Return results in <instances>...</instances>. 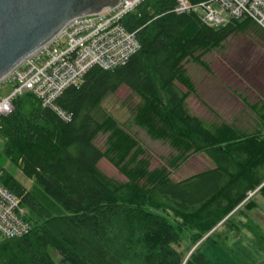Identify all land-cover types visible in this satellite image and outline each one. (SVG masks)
<instances>
[{"label": "trees", "instance_id": "trees-1", "mask_svg": "<svg viewBox=\"0 0 264 264\" xmlns=\"http://www.w3.org/2000/svg\"><path fill=\"white\" fill-rule=\"evenodd\" d=\"M174 9L171 0H147L124 19L141 49L113 70L91 69L63 92L56 106L70 122L30 93L1 118L2 153L33 185L26 189L0 166L2 184L21 199L32 224L24 237L0 238V264H213L200 247L188 258L180 252L182 235L191 234L189 252L238 208H254L250 193L264 197V104L250 107L259 117L255 129L206 124L186 109L196 88L182 69L238 34L264 39V30L248 19L213 28L198 14ZM123 86L142 101L136 124L177 151L171 169L197 154L215 168L178 182L166 168L151 171L139 159L142 147L102 108ZM101 133L108 134L105 151L95 145ZM104 158L126 183L99 170Z\"/></svg>", "mask_w": 264, "mask_h": 264}, {"label": "rangeland", "instance_id": "rangeland-1", "mask_svg": "<svg viewBox=\"0 0 264 264\" xmlns=\"http://www.w3.org/2000/svg\"><path fill=\"white\" fill-rule=\"evenodd\" d=\"M222 18L224 22L220 27L230 21L226 13ZM182 69L196 88V93L191 94L186 101V109L192 116L202 119L206 124L226 122L239 129H255L259 117L250 107L258 105L260 108L264 104V39L254 32L238 34L205 55L201 63L192 59L184 61ZM180 87L186 91L185 87ZM141 103L140 97L123 86L102 102V108L142 147L144 154L139 159L147 160L151 171L166 168L171 179L178 182L215 168L206 155L197 154L190 156L177 170L171 169L168 163L178 155L177 151L168 142L150 138L134 120ZM107 140L108 134L101 133L95 145L105 151ZM3 146L4 142L0 138V166L23 187L31 189L33 181L4 157ZM98 168L109 178L127 182L126 176L106 158L101 160ZM248 199H252L254 208H238L227 223L219 224L195 243L189 252L191 234L185 232L176 248L186 253L188 258L200 247L213 264H264V239L256 232L264 235V222L259 215L253 218L249 216L250 212L258 208L260 214H264V197L256 191ZM214 240L227 244L204 248L207 242Z\"/></svg>", "mask_w": 264, "mask_h": 264}, {"label": "built area", "instance_id": "built-area-1", "mask_svg": "<svg viewBox=\"0 0 264 264\" xmlns=\"http://www.w3.org/2000/svg\"><path fill=\"white\" fill-rule=\"evenodd\" d=\"M146 1L119 0L109 10L78 15L61 25L0 78V120L13 113L15 100L30 93L43 108L70 122L71 115L58 108L56 101L69 87H78L91 69L113 70L141 49L136 33L128 31L123 21ZM171 1L177 14H198L213 28L223 24L226 13L230 21L248 19L264 30V0ZM1 177L0 170V238L24 237L32 224L25 219L21 199L4 187Z\"/></svg>", "mask_w": 264, "mask_h": 264}, {"label": "water", "instance_id": "water-1", "mask_svg": "<svg viewBox=\"0 0 264 264\" xmlns=\"http://www.w3.org/2000/svg\"><path fill=\"white\" fill-rule=\"evenodd\" d=\"M81 1L0 0V78L70 18L102 10L78 12Z\"/></svg>", "mask_w": 264, "mask_h": 264}, {"label": "flooded vegetation", "instance_id": "flooded-vegetation-1", "mask_svg": "<svg viewBox=\"0 0 264 264\" xmlns=\"http://www.w3.org/2000/svg\"><path fill=\"white\" fill-rule=\"evenodd\" d=\"M117 0H82L77 6V11L94 12L108 5L115 3Z\"/></svg>", "mask_w": 264, "mask_h": 264}, {"label": "crops", "instance_id": "crops-1", "mask_svg": "<svg viewBox=\"0 0 264 264\" xmlns=\"http://www.w3.org/2000/svg\"><path fill=\"white\" fill-rule=\"evenodd\" d=\"M103 9V8H102ZM260 208H258V209H256V210H254V212H250L251 214L249 215L251 218H253L252 216H256V217H258V215L260 216V219H261V221H263L264 222V214H263V212L260 214V210H259ZM259 210V211H258ZM220 243H225V244H227V242H217V241H209V242H207L206 244H205V247L204 248H206V247H211V248H214L216 245H220ZM232 246H234V245H232Z\"/></svg>", "mask_w": 264, "mask_h": 264}]
</instances>
